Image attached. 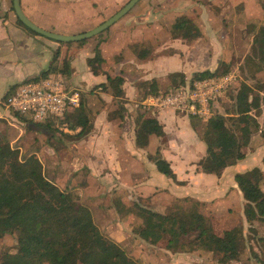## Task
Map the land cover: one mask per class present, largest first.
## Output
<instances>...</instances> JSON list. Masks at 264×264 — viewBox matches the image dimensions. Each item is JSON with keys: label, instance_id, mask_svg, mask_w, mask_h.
Returning a JSON list of instances; mask_svg holds the SVG:
<instances>
[{"label": "crops", "instance_id": "0c3cea01", "mask_svg": "<svg viewBox=\"0 0 264 264\" xmlns=\"http://www.w3.org/2000/svg\"><path fill=\"white\" fill-rule=\"evenodd\" d=\"M97 1L20 0V5L25 15L38 26L58 33L76 34L101 23L98 16H94L97 14ZM215 1L207 0L200 4L191 0L186 5L189 10L176 14L187 15V11L198 10L196 17H202L201 23L204 19L206 33L192 17L202 33L201 37L193 40L171 37L165 33L160 13L149 12L131 19L130 23H125L122 27L112 29L101 40H93V36L78 43L59 42L33 33L18 23L12 0H0V134L20 151L26 148L37 156L41 154L38 141H43L44 136H36L35 125L19 120L2 105V99L14 85L48 69L55 52L58 51L57 63L60 65L66 59L69 64V74L65 76L66 85L78 89L80 96L85 98L92 114L93 126L89 133L66 145V149L73 154V159H77L75 166L71 165V169L77 172L76 179L62 186L57 184L54 176L48 179L55 181L64 190H74L83 204L90 209L94 222L96 210L103 226H119L124 230L128 229L127 235L134 233L133 229L141 224V220L139 219L137 226L131 227L129 221L134 220L133 214L117 215L112 204V198L116 195L121 197L126 206L133 201H140L164 214L188 209L198 202V208L204 205L209 207L211 213L223 209L226 219L234 215L245 224L244 199L234 177L237 173L246 172L253 167H259L264 175V137L250 143L254 140L252 136L245 156L235 164L225 167L220 175L204 173L198 164L206 154V146L200 134L204 127H201L202 122L195 128L191 125V115L187 112L170 107L146 108L144 105L149 96L163 93L170 87L171 74L181 73L185 78L181 84L183 85L193 81L191 76L194 72L212 71L223 60V42L213 36L209 27L210 17L205 9V6ZM113 2L115 5V0ZM179 2L173 4V10H181ZM244 7L255 14L259 9L256 0H248ZM115 9V6L109 7L114 13L117 11ZM84 10L91 12V15H87V21L81 22L79 16L84 18ZM263 24H259L257 28ZM96 48L103 60L99 73L93 74L87 65V59L94 55ZM230 71L237 76L233 84L235 85L239 74L234 69ZM107 76L122 77V97L114 96L108 86ZM150 81L157 83L158 93H145L141 83ZM101 84L107 87L101 88ZM140 111L155 118L164 132L162 136L149 135L148 144L144 148L135 144V117ZM262 113L264 114V107ZM208 118L200 119L205 123ZM150 144H153L152 149ZM44 146L42 144L43 152L54 154L51 147L44 149ZM155 155L169 163L175 179L157 170L152 158ZM53 170L51 172L54 174ZM101 192H104L103 198L100 197ZM187 201L193 203L188 207L182 206ZM102 204L106 208H102ZM124 236L119 237L116 233L109 232V237L118 244L123 242ZM134 236L147 246L157 247L163 252L169 251L161 243L150 245L135 233ZM174 254L181 256L184 253ZM191 255L188 252L184 256Z\"/></svg>", "mask_w": 264, "mask_h": 264}, {"label": "trees", "instance_id": "16d2710c", "mask_svg": "<svg viewBox=\"0 0 264 264\" xmlns=\"http://www.w3.org/2000/svg\"><path fill=\"white\" fill-rule=\"evenodd\" d=\"M169 31L171 37L185 40L202 35L194 19L185 14L174 17ZM57 56L58 51L48 69L26 81L56 72L67 76L68 61L64 59L59 65ZM102 60L96 48L94 55L87 59L93 74L99 73ZM245 61L253 63L255 70H261L264 66V24L255 31L251 54L245 56ZM230 70V63L220 60L212 71L194 72L191 80L222 76ZM170 81V87L163 92L174 90L185 78L181 73H173ZM107 82L114 96H123L122 77L107 76ZM100 86L107 87L105 84ZM141 86L146 90L145 93L159 92L155 81L142 82ZM230 88L224 92L229 95L230 103L224 105L223 112L213 111L200 133L206 154L198 164L204 173L220 175L225 167L245 156L253 134L259 133L264 137V123L261 127L257 119L262 113L264 95L261 96L258 90L244 82L234 93ZM13 114L19 120L28 122L25 116ZM31 122L48 133L58 130L49 119ZM201 122L200 118L191 116L193 127H198ZM61 123L75 131L76 138L90 132L92 116L82 95L78 107L67 112ZM135 127V144L139 148L148 144L149 135L162 136L164 133L155 118L141 111L135 117ZM152 158L159 172L175 179L165 159L158 155ZM234 179L244 199L243 214L249 228H253L255 222L264 223V191L260 186L264 179L263 172L259 167H253L237 173ZM112 204L119 215L133 214L141 219V224L133 231L150 245L165 242L166 249L172 252L205 250L217 254L220 263L239 257V242L243 238L241 223L217 233L211 223V216L199 211L198 202L188 209L168 214L155 211L140 201H133L126 206L121 197L116 195L112 198ZM6 234H15L16 248L14 252L3 253L0 264H143L100 231L90 209L79 200L76 193L61 189L45 176L43 164L36 154L22 156L20 150L11 146L0 134V238Z\"/></svg>", "mask_w": 264, "mask_h": 264}, {"label": "rangeland", "instance_id": "374dc122", "mask_svg": "<svg viewBox=\"0 0 264 264\" xmlns=\"http://www.w3.org/2000/svg\"><path fill=\"white\" fill-rule=\"evenodd\" d=\"M113 1L114 0L97 1V14L94 16L97 15L100 22L107 19L108 15L113 12V10H109L110 6H115V10H118L128 0H115V5ZM178 1H180L179 5L181 10H173V4L175 5ZM190 1L191 0H139L123 17L111 25V28L109 27L107 28L108 30L106 29L107 31L104 30L105 32L102 31L98 35L94 36L93 40H101L102 37L112 29L122 27L125 25V23H130L131 19L142 17L149 12L160 13V17L162 16L161 20L163 21L162 25L166 30L165 33L170 35L169 28L174 17L181 11H185L187 9L189 10V6L186 5H188ZM193 1L204 4L207 0H192V2ZM246 2H248V0H216L215 3L205 6V9L206 13L210 17L209 27L212 30L213 36L218 41L223 42V48L225 51L223 50L221 58L230 63V68L234 69L239 74L237 78L238 82L229 90L232 93L236 92L239 85L244 82L258 90L262 96L264 95V66H262L261 70H255L253 63L245 61V56L251 54L252 35L254 34L255 28H257L259 24L264 23V0H256L257 4L259 5V9H261H258L256 14L255 12L250 13L246 10L244 7ZM249 4L251 7H254L251 3ZM83 12L84 18L82 15L79 16V21L81 22L87 21V19H89L87 15H91V12H87L85 10ZM258 13H260V16ZM186 14L197 20L201 27L204 28L206 33V25L203 24L205 23V21H203L204 19L201 23L200 18L202 19V17H196L197 14H199L198 10L187 11ZM94 20L96 19L94 18ZM71 21L72 23L74 22L73 20ZM144 21L146 20L144 19ZM66 23H68V21ZM229 103L230 98L226 92L214 101L212 104L211 113L213 111L223 112L224 105ZM262 107H264V104ZM27 118L28 122L26 123L29 124L31 120L29 117ZM61 119L62 118L51 119V121L54 123V127H58V130L54 132L48 133L38 126H34V130L37 132L36 136H38V134L44 136L43 141H38L40 149L39 153H41L39 154L38 158L43 164L45 176L47 178L54 176V180L57 181V184L62 186L64 184H68L69 182H73L77 177V172L71 169V165L75 166L77 159H73V154L66 149L67 143H72L77 138L74 136L75 131L63 125L61 123ZM257 119L260 126L262 127L264 123V114L261 113ZM203 123L204 122L202 121L201 127L204 126ZM252 136H254V140H252L250 143H253L255 140H258L259 137H261L259 133H255ZM42 144H45L44 149L51 147L52 150H54V154L51 152L49 154V152L46 151L43 152ZM12 146L16 147L15 145ZM149 147L152 149L153 144H150ZM31 151L32 150H26L25 148V150H21L20 153L22 156H25L28 154H33ZM62 153H64L63 156ZM54 155L55 157L53 158ZM52 170L54 171V174L51 172ZM261 186L262 190L264 191V179L261 183ZM72 192L76 193L74 190H72ZM103 195L104 192H101L100 197L103 198ZM192 203V201H187V203L182 206L188 207ZM226 204H228V201ZM234 205H236V203H234ZM147 206L149 208H153L151 205ZM101 207L106 208L104 204H102ZM198 209L200 212L212 216L211 223L213 224L217 233H221L224 229L241 223L240 219L234 215H231L228 219H226L223 209L219 210V212L215 211L212 213L209 210V207L204 205L199 206ZM94 214L96 218L95 224L98 226L100 231L108 237L109 232L116 233L119 237L125 235L123 242L119 243V245L127 252L129 256L143 264H264V223L260 221L255 222L253 224V228H249V224L246 222H244L245 224L241 223L243 238L239 242V257L236 260L220 263L218 261L219 256L217 254H213L205 250L192 251L190 252V254H192L191 257H188L184 256L188 252H183V255L177 256L174 253L182 252H163L162 249L160 250L157 247L147 246L145 243L138 240L134 236L133 232H131V235H127L128 229L124 230V228L119 226L114 228L112 225H110L109 228L103 226L101 220L97 217L96 210ZM117 215L119 214L117 213ZM133 217L134 220L129 221L131 227L137 226L141 220L134 215ZM164 243L165 242H161L162 247H164ZM147 247L149 249L155 250L149 251ZM15 248V234H6L0 238V256L6 252H14ZM172 254H174V256H172Z\"/></svg>", "mask_w": 264, "mask_h": 264}, {"label": "built area", "instance_id": "2783aa9c", "mask_svg": "<svg viewBox=\"0 0 264 264\" xmlns=\"http://www.w3.org/2000/svg\"><path fill=\"white\" fill-rule=\"evenodd\" d=\"M236 77L230 71L222 76L194 79L172 91L149 96L144 105L146 108L170 107L191 116L208 118L211 104L233 86ZM65 81V75L56 72L18 83L2 99V105L12 113L29 117L35 122L63 118L80 103L79 90L69 88Z\"/></svg>", "mask_w": 264, "mask_h": 264}, {"label": "water", "instance_id": "95a60500", "mask_svg": "<svg viewBox=\"0 0 264 264\" xmlns=\"http://www.w3.org/2000/svg\"><path fill=\"white\" fill-rule=\"evenodd\" d=\"M139 0H128L121 8H119L115 13H113L110 17L96 25L95 27L83 31L76 34H63L50 30H46L37 24H35L29 17L25 15L23 12L20 0H12V8L17 17V19L23 23L30 30L43 35L47 38L53 39L59 42H73V41H81L88 39L90 37L96 36L102 31L106 30L108 27L113 25L116 21H118L121 17H123Z\"/></svg>", "mask_w": 264, "mask_h": 264}]
</instances>
